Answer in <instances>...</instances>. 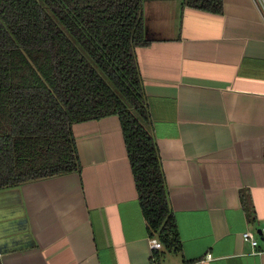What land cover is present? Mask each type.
<instances>
[{"label": "crops", "instance_id": "obj_1", "mask_svg": "<svg viewBox=\"0 0 264 264\" xmlns=\"http://www.w3.org/2000/svg\"><path fill=\"white\" fill-rule=\"evenodd\" d=\"M144 15L136 53L182 252L153 249L111 115L73 124L81 172L0 190L2 264H264L242 238L264 226V0H145Z\"/></svg>", "mask_w": 264, "mask_h": 264}, {"label": "trees", "instance_id": "obj_2", "mask_svg": "<svg viewBox=\"0 0 264 264\" xmlns=\"http://www.w3.org/2000/svg\"><path fill=\"white\" fill-rule=\"evenodd\" d=\"M144 5L0 0V190L81 172L73 124L117 115L148 234L181 253L136 53L151 43ZM183 5L223 12V0ZM242 202L251 216L244 195ZM160 256L154 253L153 264Z\"/></svg>", "mask_w": 264, "mask_h": 264}, {"label": "built area", "instance_id": "obj_3", "mask_svg": "<svg viewBox=\"0 0 264 264\" xmlns=\"http://www.w3.org/2000/svg\"><path fill=\"white\" fill-rule=\"evenodd\" d=\"M243 240L250 244L252 252L254 254H259L264 252V249L261 248L260 244L264 243V226H262L258 231L246 230L242 233ZM153 249H160L163 247L162 243L158 239H152ZM211 258V255L208 256Z\"/></svg>", "mask_w": 264, "mask_h": 264}, {"label": "water", "instance_id": "obj_4", "mask_svg": "<svg viewBox=\"0 0 264 264\" xmlns=\"http://www.w3.org/2000/svg\"><path fill=\"white\" fill-rule=\"evenodd\" d=\"M18 207H20V205H19ZM22 220L25 221V219H22ZM25 235H29V233L27 232V230H25ZM0 253H2V252H1V248H0Z\"/></svg>", "mask_w": 264, "mask_h": 264}]
</instances>
